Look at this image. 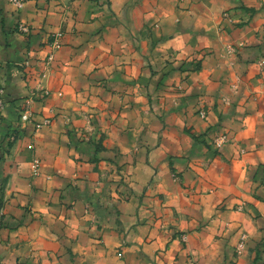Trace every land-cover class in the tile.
<instances>
[{
    "label": "crops",
    "instance_id": "crops-1",
    "mask_svg": "<svg viewBox=\"0 0 264 264\" xmlns=\"http://www.w3.org/2000/svg\"><path fill=\"white\" fill-rule=\"evenodd\" d=\"M67 1L0 0V264H264V0Z\"/></svg>",
    "mask_w": 264,
    "mask_h": 264
},
{
    "label": "rangeland",
    "instance_id": "rangeland-1",
    "mask_svg": "<svg viewBox=\"0 0 264 264\" xmlns=\"http://www.w3.org/2000/svg\"><path fill=\"white\" fill-rule=\"evenodd\" d=\"M27 0H21V5H22V8H18L17 5L15 4L14 0H8V3L15 9L16 12H19L23 9L24 7V4ZM47 3H56V6H66L69 4V1L67 0H43ZM178 1V7H182V5H184L188 0H177ZM92 3L94 4L95 8L97 9V11H99V13L101 12H104V14H107V15H114V11H113V7H112V1L111 0H92ZM129 6V5H128ZM131 13H133V10L130 11ZM99 13H97V15H99ZM141 14V12H139ZM224 14H227V15H230L232 18H233V21L230 23V22H227L226 19L223 17ZM134 15H139L138 14V11H134ZM220 19L221 21L223 22V24H226V25H233L235 23L234 21V14L231 13V11H223L221 14H220ZM19 27V26H18ZM24 28L27 29V32L28 33V28L26 26L23 25ZM20 32V31H19ZM21 33H23L21 31ZM147 35V31L144 32V36ZM61 38H62V33L61 32H57L55 34H53L49 41H48V47H49V53L47 54L46 58H45V61H44V71H47L49 69V66L51 64V62L53 61V57H54V54L55 52H57L60 47H61ZM243 47V45H227L225 47V50H224V55L227 57V58H233V56H235L237 54V52ZM27 59H26V62H25V65L27 66L28 65V54L26 55ZM27 63V64H26ZM231 63V62H229ZM22 75V73L20 74ZM1 87V86H0ZM177 90L178 91H181L180 90V87H177ZM42 94L43 96L45 97L46 95H48V92L46 90H43L42 91ZM4 99V98H3ZM24 109H19L18 111V120L20 123H28V122H32L31 121V117H32V114L27 110L25 109V107H23ZM22 113H25L26 115L29 116V120L27 122H23L22 120H20V115ZM197 114L201 117V118H204L205 117V112L203 109H200ZM60 115L57 113L56 109L55 108H52V109H49L48 111V116L46 117H42L39 121H35V122H32L33 125H34V128L36 130L38 129H41L43 127H48L51 125V123L53 121H55ZM2 117V116H1ZM0 117V118H1ZM50 119V124L49 125H46V126H42L40 128H36V125L37 124H40L44 119ZM91 132H95V131H92ZM192 135V134H191ZM200 136L202 135H192V138L194 139V141H197L199 142L200 140ZM91 137V136H90ZM17 140V137L14 136V132L11 133L9 135V140L7 141L9 145L13 144L15 141ZM82 140H85V138H82ZM90 141V140H89ZM212 142V146H213V149H215V151L221 149L225 144H227L228 142V139H227V133H219L218 135L216 134L215 137L213 138V140H211ZM220 143V147L217 146V143ZM216 145V146H215ZM28 149L29 150H32L33 149V145L30 144L28 146ZM33 160H37V164H33ZM36 165V167H35ZM30 172H31V177H37L39 176L40 172H39V161L37 158H33L31 163H30ZM173 179L175 181H177L176 177L173 176ZM5 185V184H4ZM4 185L2 186V184L0 185V189L1 187H3L4 189ZM3 204H4V197L3 196H0V226H1V222H2V219H3V212H2V208H3ZM90 205V203H89ZM243 208V205L239 206L237 208V210H242ZM84 212L85 214H90V208L88 207V203L85 205V209H84ZM95 213V211H93ZM94 213L93 215L91 214V222H90V227H89V230H92L94 228H98V225L96 224L97 223V218H95L94 216ZM96 215V213H95ZM109 217H115L116 218V211H110V213H108ZM95 234V229H94V232L93 234L91 233V235H94ZM181 240L185 242V236H182L181 237ZM246 240V234L242 233L239 237V242L237 243V245L235 246V257H239L242 252H243V246H244V242Z\"/></svg>",
    "mask_w": 264,
    "mask_h": 264
},
{
    "label": "built area",
    "instance_id": "built-area-1",
    "mask_svg": "<svg viewBox=\"0 0 264 264\" xmlns=\"http://www.w3.org/2000/svg\"><path fill=\"white\" fill-rule=\"evenodd\" d=\"M14 2L17 5L18 8H22L21 0H14ZM223 17L226 19L227 22H230L231 23L233 21V18L230 15L224 14ZM18 31H20V32L22 31L23 33H26L27 32V29L24 28L23 26H19L18 27ZM239 45L242 46L241 43H239ZM3 93H4V90L0 87V117L3 114L4 109H5V105H6L5 100L3 99ZM20 120H22L23 122H27L29 120V116L26 115L25 113H22L20 115ZM50 122H51L50 119L46 118L40 124H37L36 125V128H40L42 126L49 125ZM220 145L221 144L218 142L217 143V146L220 147ZM33 164H37V160H33ZM35 167H36V165H35Z\"/></svg>",
    "mask_w": 264,
    "mask_h": 264
}]
</instances>
